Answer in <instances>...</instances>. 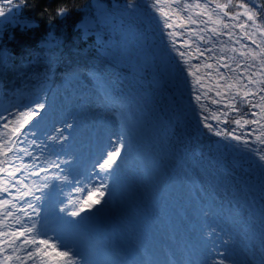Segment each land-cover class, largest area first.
I'll list each match as a JSON object with an SVG mask.
<instances>
[{
    "label": "rangeland",
    "instance_id": "obj_1",
    "mask_svg": "<svg viewBox=\"0 0 264 264\" xmlns=\"http://www.w3.org/2000/svg\"><path fill=\"white\" fill-rule=\"evenodd\" d=\"M217 3L221 7L218 8ZM196 4L201 7L195 8ZM241 4L245 7H240ZM185 5L192 7L185 9ZM0 9L5 12L4 16H0V31L9 25L21 23L16 17V0H13L12 5L7 4L6 0H0ZM86 10L80 27L85 33L96 36L104 56L123 66L135 64L139 60L159 59L158 63L167 69L178 66L188 74L196 72L205 75V81L212 79L217 82L221 78L216 67L203 66L213 65L217 61L206 57H218L221 61L233 53L236 62L245 61L252 65L263 57L260 52L264 47V35L261 34L264 33V23L259 20L264 21V13H255L249 7L248 0H180V3H175L174 0H147L144 6L133 7L114 2L104 6L92 1ZM225 12L228 13L227 16L224 15ZM249 15L254 20H249ZM189 16L197 23H190ZM233 16L236 19H232ZM209 17L221 23L213 24ZM204 21L209 22L205 24ZM169 23L173 25L171 29L167 28ZM224 23L229 25V29L223 27ZM241 24L247 27H241ZM213 27L225 34L212 37L215 51L200 56L195 51L197 45L201 49L212 45L205 44L199 36L208 39L212 36L208 30ZM229 30L232 33L231 40L228 37ZM252 40L256 43H252ZM220 41L224 43L221 44ZM181 45H185V51ZM180 51L186 55L180 57ZM241 52H251L255 60L252 57L246 59L240 55ZM195 64L201 65L199 71L191 67ZM231 66L236 67L233 64ZM54 83L58 85V92L50 99L54 102L50 109V101L47 104L46 100L49 87H44L30 98L19 100L3 110L5 116L14 114L12 127H19L24 120L20 112L27 113L29 108L35 109L37 102L45 104L34 123L37 132L35 139L38 143L48 142L49 147L43 151L36 164L49 170L41 172L39 176H29L31 169H24L15 178L22 175L27 176V180L16 187L12 186L14 177L6 173L0 174V188L10 189L7 194L0 193V199L9 201L8 205H0V233L8 234L0 235V264H63L59 258L49 256L29 258L27 251H35L37 246H43L25 245L23 237L8 243L13 240L12 232L20 231L25 224L31 226L34 222L36 227L30 234V239L51 237L50 243L60 250L66 247L75 252L78 264H214L221 260L223 264H264V255L255 249V244L250 240L248 244L238 237L237 240L227 237L232 225L222 227L224 217L215 215L210 217L211 224L204 220L200 223L193 215V204L188 217L177 215L178 219L165 220L164 224L159 221L156 224L149 223L144 219L145 221L136 224L129 206H125L128 201L123 195L128 190L125 179L131 180L130 175L138 170V166L135 164L124 168V164L120 162L122 156L131 152L130 139L121 130L114 115L104 112L102 107L94 106L93 86L87 76L55 77ZM67 125L71 127L68 128ZM5 132L10 134L11 127L0 128V143L6 138ZM121 134L125 148L118 157L117 165L112 166V173L107 175L105 170L99 168L98 162L113 148ZM51 137L58 139L52 141ZM95 148L98 151L94 159ZM31 150L34 154L41 153L38 148ZM14 155L15 153H10L7 157L0 155V160L11 161ZM24 162L31 163V158L25 157ZM53 162H60L62 170L56 168ZM20 163L19 159L15 160V164ZM0 167L14 170L11 164ZM45 183L48 184L47 188L39 187ZM21 193H28V196L24 197ZM36 195L42 199L36 201L33 198ZM95 199H100L101 204L81 213L80 217H71L59 211L61 208L78 211L81 207L87 208ZM26 200L38 205V215L33 214L31 208L27 209V213L19 210L21 205L27 206ZM13 205L16 207L13 208ZM8 211L12 212L11 216L7 215ZM29 214L33 215L32 220L28 219ZM17 218L20 223L16 222ZM204 231L207 234L206 241L201 239L205 236ZM37 232L46 233L47 237L37 236ZM6 257L10 259L6 260Z\"/></svg>",
    "mask_w": 264,
    "mask_h": 264
},
{
    "label": "trees",
    "instance_id": "obj_2",
    "mask_svg": "<svg viewBox=\"0 0 264 264\" xmlns=\"http://www.w3.org/2000/svg\"><path fill=\"white\" fill-rule=\"evenodd\" d=\"M16 1V17L22 24L0 31V113L44 87H49L46 100L50 109L54 104L50 99L58 92L55 77L87 76L93 86L94 106L114 115L131 141V152L120 162L124 168L138 166L131 180L125 179L128 190L123 195L136 224L144 219L164 224L171 218L188 217L193 204V215L200 223L204 220L211 224L210 217L215 215L224 217L221 226L232 225L227 236L230 240L238 237L248 244L250 240L264 255V164L258 159L259 153L251 151L264 148L257 139H264L260 127L264 120L250 125H243L242 120V127L230 122L240 114L224 105L236 88L227 89L224 79L205 81V75L188 74L178 66L167 69L159 59L123 66L104 56L96 36L80 27L92 1L104 6L112 2L144 6L147 0ZM248 5L255 13H264V0H248ZM229 58L234 54L220 62L235 66ZM246 63L250 64L240 63L237 73L219 70L226 76L243 73L239 82L247 84L260 61L244 71ZM213 67L216 70L217 63ZM252 79H264V73ZM248 87L256 92L261 85ZM198 94L200 101L195 99ZM261 95L264 92L249 99L258 103ZM213 100L218 103L213 104ZM202 106L208 111L204 112ZM213 111L218 115L228 112V116H221V122L210 121L217 130L235 128V135L243 133L242 139L217 136L205 128L203 116ZM244 111L259 113L260 109L246 107ZM245 118L260 119L259 115ZM245 140L249 141L247 145ZM97 151L93 149L94 159ZM124 212L127 214L125 208ZM204 235L201 239L206 241L205 231Z\"/></svg>",
    "mask_w": 264,
    "mask_h": 264
},
{
    "label": "snow or ice",
    "instance_id": "obj_3",
    "mask_svg": "<svg viewBox=\"0 0 264 264\" xmlns=\"http://www.w3.org/2000/svg\"><path fill=\"white\" fill-rule=\"evenodd\" d=\"M175 3H180V0H174ZM6 3L9 5L13 4V0H6ZM129 7H133L132 4H129ZM191 5H185V9L191 8ZM195 8H200L201 5L200 4H196L194 6ZM217 7H221V5L219 3H217ZM240 7H245V5L241 4ZM201 13H197V15H200ZM5 12L4 10L0 9V16H4ZM165 15H167V13H165ZM225 16L228 15L227 12L224 13ZM232 19H236V16H233ZM249 20H254V17L252 15L248 16ZM188 20L190 23H197V21L193 20L191 16L188 17ZM209 21L213 24H219L221 23L219 20H211V17H209ZM209 21H204L203 23L207 24ZM180 27H182V25H178ZM241 27H247L244 24L240 25ZM173 27V25L171 23L167 24V28L171 29ZM223 27L225 29H229V25L227 23L223 24ZM232 27H235V25H233ZM208 31H210L212 33L211 37H208V39H205L204 36H199V34H197L199 36V39L202 40L205 44H211L212 46L210 47H205L203 49L200 48L199 45H197L195 51L197 52L198 55L200 56H204L205 53H212L215 51V41L212 39V37H219V36H223L225 33L224 32H219L217 31V28L213 27L212 29H209ZM170 35L175 36L176 33H169ZM262 35H264V33H261ZM246 35L250 36V33H246ZM228 37L231 40L232 39V33L229 30L228 33ZM238 42V41H237ZM175 43V41L173 42ZM221 44L224 43V41H220ZM252 43H256L255 40H252ZM186 44V42H185ZM185 45H181V47H183ZM188 47H190V45H188ZM242 47H246V45H242ZM257 47H260V45H257ZM221 51H224V49H221ZM233 51H235L233 49ZM186 55L185 52L180 51L179 52V56L180 57H184ZM240 55L245 56V58L247 59L248 57H252L253 60H255V57L252 56L251 52L248 53H244L241 52ZM261 56H264V48H261V52H260ZM207 59H216L217 61V74L221 79L225 80V87L229 90H231L233 87L236 88V91L234 93H230L228 95V103L224 105L225 108H230L232 111L239 113V117H232L230 122H234L237 126H243V125H250V124H260V120H264V95H261L259 97V102L258 103H254L253 100L249 99V97H254L257 92H264V79H259V80H253L252 77H258L260 76L262 73H264V59L260 60V66L258 68V70L256 72H252L250 73V76L248 78V83H240L239 82V76L243 75V73H239V75H232V76H226L224 72H220L219 69L220 68H224V69H228L229 71H231L232 73H237V70L239 68H241V64L239 62H235L234 58H229V59H233V62L236 63V67H232L230 64L228 63H221L220 62V58L218 57H206ZM201 65L199 64H195V65H191L192 68H195L196 71H199ZM204 67L207 68H212L213 65L212 64H204ZM253 65L252 64H244L243 68L244 71H247L248 69H250ZM194 75V73H193ZM231 81V82H230ZM196 82L197 84L200 83V77H196ZM248 84H259L261 85V87L259 89H257L256 92H254L251 88L248 87ZM217 87H219V85H217ZM217 95L220 96L222 95L220 92H217ZM237 97H239V100H237ZM195 99L197 101L201 100V95H196ZM213 104L218 103L217 101L213 100L212 101ZM250 108V109H255V108H259L260 112L257 113L256 111H244L245 108ZM45 108V104L43 102H37L36 104V108L32 109L29 108L28 112H20V115L22 117H24L23 123H20L19 127H12L13 123H14V119L12 118L14 116V114L9 113L7 116H5L3 113H0V128L2 129H9L11 127V133L9 134L8 132L4 133V137H6L4 139L3 143H0V155H3L4 157H7L10 153H15V155L13 156V159L10 160H0V165L3 164H11L13 166V171H9L3 167H0V174H7L8 176L14 177L13 181H12V186L16 187L17 185L20 184H24L25 181L27 180V176H19L17 177V174H20L23 172L24 169H31V171H29L28 175L29 176H39L41 172H45L48 171L49 169L42 167V166H38L36 164L37 160L41 159L42 153L44 150H46L49 147V143L48 142H44V143H38V141L35 139L37 132L34 128V123L36 121V117L39 116L41 114V110H43ZM202 110L204 112H207L208 109L206 107L202 106ZM252 116V117H256L257 115H259L260 119L256 120V119H246L245 117L247 116ZM221 116H228V112H222L220 113V115H218L215 111H213L210 115H205L203 116V124L204 127L209 129L210 131H212L215 135L217 136H221V135H225V136H231L232 139L234 140H240L242 139L243 133L240 136L235 135L236 129L232 128L228 131H225L224 129H219L217 130L214 125L210 122L211 120L217 121L218 123L221 122ZM243 120V125L241 124V121ZM28 126L27 128L25 126ZM68 128L71 127V125H67ZM261 129H264V124H260ZM23 129V131H22ZM248 135H251V133H248ZM68 137H64V139H67ZM58 138L57 137H51L52 141H56ZM258 140L261 141V143H264V139H261L260 137L257 138ZM245 145H247L249 143L248 140L244 141ZM33 148H38L41 150L40 154H34V152L31 150ZM125 148V144H124V140H123V134H121V136H119L115 142V145L113 146V148L106 152L104 154V157L98 162V166L100 169L105 170L107 175H110L112 173V171L114 170V168L112 167L113 165H117L118 163V157L121 156L122 154V149ZM251 151L253 152H258L259 156L258 159L259 161L264 164V148H260V149H256L253 148L251 149ZM25 157L31 158V163H26L25 161ZM19 159L21 161L20 164H15V160ZM54 166L58 169H61V163L60 162H53ZM62 170V169H61ZM66 179V177H65ZM41 188H47L48 184L45 183L41 186H39ZM17 191H19V188H17ZM97 191H99V189H97ZM8 192H10V189L7 187L4 188H0V193H4L7 194ZM29 192H31V189H29ZM22 196L27 197L28 193H21ZM36 201H40L42 199L41 196L36 195L33 197ZM17 199H19V197H17ZM26 207H24V205H21L20 207V211H24L27 213V209L31 208L33 214L38 215L37 213V208L38 205H34L30 200H26ZM9 201L7 199H0V205H8ZM101 204V200L100 199H95L92 201V203L90 205H88L87 208L85 207H81L78 211L76 210H67L65 208H61L59 209L60 212L65 213L66 215H70L71 217H80V214L83 212L88 211L90 208H92L94 205H99ZM13 208H15L16 206L13 205ZM8 216L12 215L11 211L7 212ZM28 219L32 220L33 219V215L29 214L28 215ZM17 223H20V219L17 218L16 220ZM36 227V223H32L31 226H28L27 224H25L23 226V229L20 231H16V232H12L11 236L13 237V240L8 241V243H13L15 240L20 239L21 237H23V244L25 245H42L43 247H39L37 246L35 248V251H27V256L29 258L35 259L37 256H49V257H53V258H59L63 264H78V261L76 259L77 255L75 252H73L71 249L64 247L63 250H60L58 246L53 245L52 243H50L51 237H47L46 233H41V232H37V236L40 235H44L47 238H43V239H39L37 240L36 237H32L31 239L29 238L30 234L33 232V229ZM0 235H8L7 233H0ZM49 249H51V251H49ZM10 259V257H6L5 258ZM23 264V262H22ZM214 264H223V261H219V262H214Z\"/></svg>",
    "mask_w": 264,
    "mask_h": 264
}]
</instances>
